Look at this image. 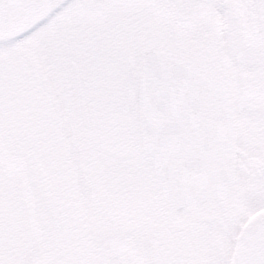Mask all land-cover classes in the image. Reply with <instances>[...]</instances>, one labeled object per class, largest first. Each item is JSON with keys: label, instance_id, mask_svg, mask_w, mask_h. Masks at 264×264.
Wrapping results in <instances>:
<instances>
[{"label": "snow or ice", "instance_id": "6c2138e0", "mask_svg": "<svg viewBox=\"0 0 264 264\" xmlns=\"http://www.w3.org/2000/svg\"><path fill=\"white\" fill-rule=\"evenodd\" d=\"M129 51L141 127L83 132ZM262 209L264 0H0V264H264Z\"/></svg>", "mask_w": 264, "mask_h": 264}, {"label": "rangeland", "instance_id": "374dc122", "mask_svg": "<svg viewBox=\"0 0 264 264\" xmlns=\"http://www.w3.org/2000/svg\"><path fill=\"white\" fill-rule=\"evenodd\" d=\"M103 59L107 65H119L121 61L120 51H107L104 53ZM141 59L135 56L134 51H129L127 64L115 71L109 79L99 81L95 94L91 98H79L81 104L78 99L73 97L75 93L72 79L60 83L58 86L59 99L61 102H66L72 110L70 113L71 118L81 122L83 132L90 130V122L87 117L93 105H102L104 113L107 115L118 116L121 113H127L129 115L128 123L137 128L135 114L137 78L135 75L138 74ZM81 79H83L82 76ZM102 118L98 117L96 123L98 124Z\"/></svg>", "mask_w": 264, "mask_h": 264}, {"label": "water", "instance_id": "95a60500", "mask_svg": "<svg viewBox=\"0 0 264 264\" xmlns=\"http://www.w3.org/2000/svg\"><path fill=\"white\" fill-rule=\"evenodd\" d=\"M144 63V59L141 62L140 71H139V78H138V126L141 127L144 119H145V111L142 108V101H143V88H142V79H143V72L142 66Z\"/></svg>", "mask_w": 264, "mask_h": 264}, {"label": "flooded vegetation", "instance_id": "af4514ba", "mask_svg": "<svg viewBox=\"0 0 264 264\" xmlns=\"http://www.w3.org/2000/svg\"><path fill=\"white\" fill-rule=\"evenodd\" d=\"M135 77L138 78V74H136ZM72 81H73V84H74V87L73 88H74V93H75V95L73 97H75L76 99H78V101L81 104V100L79 98H81L80 91H81V86H82V83H83V79H81V77H78V78L72 79ZM76 94H77V96H76ZM71 100H73V99L71 98ZM63 103L66 104V102H63ZM135 114H136V120H137V104H136ZM263 210L264 209H262L261 212H258L255 215H257V216L260 215L262 212H264Z\"/></svg>", "mask_w": 264, "mask_h": 264}]
</instances>
